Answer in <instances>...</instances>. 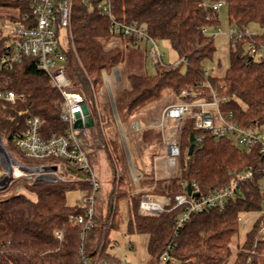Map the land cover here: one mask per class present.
I'll return each mask as SVG.
<instances>
[{"label": "trees", "instance_id": "1", "mask_svg": "<svg viewBox=\"0 0 264 264\" xmlns=\"http://www.w3.org/2000/svg\"><path fill=\"white\" fill-rule=\"evenodd\" d=\"M214 1L223 2L221 7L227 8V17L233 26L244 28L245 32L247 25L256 23L260 31L254 35L244 34L236 49L230 48L229 62L221 75L206 76L204 63L212 59L216 50L209 29L219 25L221 8L211 9L210 3ZM0 5L30 11L27 0H0ZM111 6L117 20L145 27L156 41L167 40L176 50L178 59L183 57L185 62L154 63L153 74L145 70L143 60L139 63L141 70L131 69L129 54H136L139 40L118 35L110 44L113 35L106 16L95 8L89 9L83 0H73L71 37L62 45L61 66L69 87L83 92L93 111L92 89L102 72L127 62V84L113 94L118 118L121 115L128 120L141 107L159 99L167 89L175 94L182 90L201 91L199 97L209 98V88L205 85L208 81L217 94L226 97L222 109L230 110L240 126L264 129V58H247L243 53V43L249 38L257 45H264V0H111ZM5 44L6 37L0 30V56ZM181 64L185 66L183 70ZM0 89H10L19 95L13 102L0 100V135L9 150L26 162L65 164L58 157H26L17 145V138L25 130L30 115L42 119L40 133L44 138L53 133L64 134L68 127L60 118L64 97L37 66L36 58L24 57L11 69H0ZM102 108L104 118L109 117V104L103 103ZM139 133L144 141L153 136L156 143H161L158 129L142 128ZM191 133L196 131L186 118L180 130L179 175L159 179L147 175L140 179V186L146 189L129 193V184L121 175L117 188L115 186V164L120 162L124 166L125 161L121 143L113 137H102L97 127L102 149L107 144L111 150L110 155L106 148L113 175L106 210L93 208L92 226L82 236L83 224L70 215H84L86 205L67 204L65 194L69 189L81 188L89 196L90 183L24 179L18 191L0 198V264H92L96 255L97 264H112V257L105 250L106 224L112 214L108 228L118 227L122 219L120 221L116 214L122 200L126 203L127 231L148 234L145 264H158L160 254L166 249L172 256L166 264H264V240L258 236L264 225V190L258 172L264 167V153L257 145L243 149L227 136L215 138L209 132H202L200 146H194L188 154ZM99 149L88 151L92 166V153ZM248 169L253 175L242 185L241 197L227 200L221 209L193 213L176 233L174 220L181 208L158 214L138 211L143 193L173 198L183 190L181 182L195 183L206 192L223 187L237 173ZM66 171L70 173L67 168ZM252 213L255 216L245 231L244 240L236 243L230 260L231 242L241 226L239 217ZM56 230L61 231V238L55 236Z\"/></svg>", "mask_w": 264, "mask_h": 264}, {"label": "built area", "instance_id": "2", "mask_svg": "<svg viewBox=\"0 0 264 264\" xmlns=\"http://www.w3.org/2000/svg\"><path fill=\"white\" fill-rule=\"evenodd\" d=\"M89 5V9H97L108 19L109 31L113 37L118 35L132 36L134 39L146 41L148 44L147 52L154 63L166 64L163 61V55L159 50L157 41L154 40L146 31L145 27L136 24L125 23L115 18L111 0H83ZM29 12H21L10 16V24L5 27L0 21L1 32L6 29V44L0 56V69H11L16 63H19L24 57H35L37 66L42 69L50 78L52 85L57 87L63 97L60 118L68 125L63 134L53 133L44 138L40 133L42 119L36 115H30L27 118L25 130L17 138V145L20 151L29 158L42 159L46 157H58L64 161V165L72 174L71 180L86 181L91 185L89 196L79 201V204L86 205V212L82 216L70 215L83 224V232L92 226V213L94 208V197L99 189L98 176L94 171L88 157V151H91L94 140L90 135V126L88 125L90 116L89 109L83 110V104L87 102L82 92V99L79 104L82 107L84 118L80 120L77 116L76 104H70L64 94L66 87L69 88V81L61 65L56 67V61L62 60V42L60 30H65L66 39L71 37V15L73 0H27ZM223 5L222 1L210 3V8L218 10ZM205 32V28L203 29ZM219 33L225 34L229 39L230 48L236 49L237 42L244 38V34L254 35L253 32L245 31L244 28L230 26L228 29H218ZM3 34V33H2ZM111 40L110 44H113ZM243 53L247 58H264V45L249 38L243 43ZM179 62H185V58H179L170 65H176ZM204 74H210V69L205 68ZM209 88V98L199 97L195 91L182 90L180 96L174 101L164 103L161 111L152 120V122L139 125L133 120L131 127L133 130L152 127L162 132L165 138L164 156L170 163H175L181 154V147L178 141V134L183 125V121L189 118L191 126L195 129L194 146L199 147L202 139V132H209L213 137H229L240 148H249L252 145L259 146V151L264 153V129L251 130L238 124L233 118L232 112L222 109L226 97L219 95L205 82ZM19 95L10 89H0V100L13 102ZM88 108V106H87ZM119 121L118 115H116ZM93 129V128H92ZM91 129V130H92ZM94 149V148H93ZM41 164H36L29 168L28 180H34L37 175H46L52 177L54 181L63 180L62 172L58 164L49 163L46 165H56V169L46 171L40 169ZM261 175L260 185L264 190V167L258 171ZM27 173V172H25ZM132 175L135 180L138 176L134 171ZM253 171L248 169L237 173L226 185L203 192L195 184L181 182L183 190L177 193L173 198L168 196H159L143 193L139 199L140 214H158L165 210L181 208L174 220V232L182 227L193 213L208 211L212 208L221 209L227 200H235L242 196V185L251 179ZM187 185L190 191L187 190ZM2 185L0 186V188ZM241 220L242 225H246L248 218ZM244 222V223H243ZM57 238H61L62 233L59 230L54 232ZM260 239L264 240V225L259 229ZM172 260L169 249L164 250L160 256L158 264H166ZM92 264H96L93 262Z\"/></svg>", "mask_w": 264, "mask_h": 264}, {"label": "rangeland", "instance_id": "3", "mask_svg": "<svg viewBox=\"0 0 264 264\" xmlns=\"http://www.w3.org/2000/svg\"><path fill=\"white\" fill-rule=\"evenodd\" d=\"M18 10L16 7L0 5V21L3 25L7 27L10 24V16L16 15ZM218 19L219 25L217 27L210 28V35L213 37L214 44L216 47L215 53L212 59L205 61L204 68L210 69L209 75H221L229 62V51L230 43L229 39L225 34L219 33L218 29H228L230 26H233L229 23L227 17V8L225 6L221 7L218 10ZM247 30L253 33L260 31V27L256 23H250L247 25ZM3 35H6V29L2 31ZM65 30H60V37L62 45H65L66 35ZM70 39V36H69ZM111 39H118L113 37ZM118 43V40H115ZM157 44L161 54L163 55V61L166 64H172L178 60V54L176 50L171 46V44L165 39L157 40ZM69 42L67 44L68 48ZM136 54L131 52L129 54L130 60H132V67L134 70H141L139 63L143 60V67L149 74L155 72V64L152 61L151 57L148 55L147 48L148 44L146 41L140 40L136 46ZM130 52V51H129ZM56 67L61 65L62 60L56 61ZM127 62H122L117 66H113L108 71H103L101 78L97 81L96 85L92 89L93 93V104L94 111L90 105L87 104L89 109V116L92 120V123L88 122L90 126V135L93 136L94 140L93 148L100 147L99 153H92V162L95 173L98 176L99 189L95 193L94 197V208L95 209H105L107 208V198L111 188V182L113 181V175L111 169L108 165V158L106 157V151L111 150L106 144L104 149H102L99 143V136L97 135V127L100 128L102 137H113L119 140L121 143L122 151L125 156L124 166L119 162L115 164V186L118 185V177L121 175L125 181L128 182L129 186L127 190H130L129 193H135L138 190L146 189L145 186H140V179L145 178L147 175L152 176L153 178H169L171 176L179 175V158L176 159L175 163H170L167 158L164 156L165 151V138L166 136L159 131L161 143L158 144L155 142L153 136L148 138L149 140L144 141L141 137L140 129L133 130L131 127V122L136 120L139 125L142 122L139 118H134L136 114L124 120L121 115H119V121L116 119L117 112L113 104V94L116 90L123 87L127 84L126 72H127ZM183 64L180 65V69H184ZM166 95L161 96L157 100H153L144 107H141L138 112L147 113L149 117H152L151 113L156 110L158 113L161 111L163 105L160 106L161 101L164 103L174 101L175 98L180 96L175 94L171 89L165 90ZM197 94L201 91H196ZM73 97L70 99L72 102L75 101V98H79L78 94H72ZM199 96V95H198ZM87 102V101H86ZM102 103V104H101ZM103 103H108L111 107V114L109 117H105L102 114V105ZM63 105V104H62ZM156 105H159L156 107ZM62 107V106H61ZM152 112L149 113V110L152 108ZM137 112V113H138ZM185 123V120L183 121ZM155 132V131H154ZM180 140V132L178 134V141ZM0 144L2 149H4L10 156V160L7 163L0 161V198L5 197L11 194L13 191H16V185H21L24 179H28L30 176L29 168L33 167L36 162H26L18 158L15 153H13L10 148L7 147L0 135ZM107 148V149H106ZM1 151V148H0ZM5 163V164H4ZM121 164V165H120ZM60 171L63 175V180L80 182L76 180H71L73 177L72 174L66 171V166L59 163ZM21 171V172H20ZM132 171L138 176V180H135ZM27 172V173H25ZM4 174V175H3ZM140 181V182H139ZM6 189L5 192L2 190ZM117 190V189H115ZM87 195V191L81 188H73L66 191V202L69 205H75L81 199H84ZM112 211V208L110 209ZM112 214H110L109 220L106 224L107 235V245L106 252L112 257V264H145L148 259L147 253V240L148 234L145 232L127 231L126 221H127V211L126 203L122 200L119 202V210L117 216H120V221L117 228H108L109 223L111 222ZM116 216V217H117ZM255 213L245 214L242 216V219L248 218V223L244 226L240 224V229L238 234L233 238L231 242V256L230 260L233 258L236 251V243H241L244 240V235L246 229L250 226L252 219L254 218ZM114 217V216H113ZM244 223V222H243ZM113 225V224H112ZM114 228V229H113ZM94 262L99 263L98 255H96Z\"/></svg>", "mask_w": 264, "mask_h": 264}, {"label": "bare ground", "instance_id": "4", "mask_svg": "<svg viewBox=\"0 0 264 264\" xmlns=\"http://www.w3.org/2000/svg\"><path fill=\"white\" fill-rule=\"evenodd\" d=\"M78 94L79 96V98H75L76 100L75 101H71L70 99L73 97V95L72 94ZM64 94H65V96H66V98L69 100V102H70V104L72 105V104H76V110H77V116H78V118L80 119V120H82V118H84L85 119V117H84V113H83V111H82V107L80 106V104H79V101H80V99H82V94H81V92L78 90V89H75V88H72V87H66L65 88V90H64ZM0 148H1V151H0V158H1V161L2 162H5V163H7V162H9V161H12V160H10V156L8 155V153L4 150V149H2V147L0 146ZM4 163V164H5ZM21 172V171H20ZM4 175V174H3ZM1 190V189H0ZM5 190L6 189H3L2 191L3 192H5Z\"/></svg>", "mask_w": 264, "mask_h": 264}, {"label": "water", "instance_id": "5", "mask_svg": "<svg viewBox=\"0 0 264 264\" xmlns=\"http://www.w3.org/2000/svg\"><path fill=\"white\" fill-rule=\"evenodd\" d=\"M83 110H84V112H87V110H88V108H87V106H86L85 103L83 104ZM89 123H92V120H91V119H89ZM189 140H190L191 143H190V146H189V148H188V154H190V153L192 152V150H193V140H194V136H193L192 133H191L190 136H189ZM0 146L2 147L1 144H0ZM0 161H1V158H0ZM39 167H40V169H42V170H44V171H46V170H48V169H53V170L56 169V165H46V164H41ZM35 179H38V180H45V181H54V179H53L52 177H48V176H46V175H37V176L35 177ZM187 190L190 191V187H189V185H187Z\"/></svg>", "mask_w": 264, "mask_h": 264}, {"label": "crops", "instance_id": "6", "mask_svg": "<svg viewBox=\"0 0 264 264\" xmlns=\"http://www.w3.org/2000/svg\"><path fill=\"white\" fill-rule=\"evenodd\" d=\"M165 95H166V92L163 91L162 94H161V96L163 97V99H164V96H165ZM163 104H164V102H163V100H162L161 103H160V106L163 105ZM157 106H159V105H156V107H157ZM153 108H155V107H152V108L149 110V113L152 112V110H154ZM157 114H158V112H157L156 110H154L153 113H151L152 117H149V116L147 115V113L145 114V113H143V112H138V113H136V115H135L134 118H139V120L142 122L141 125H145V124H148V123L152 122V120L157 116ZM131 123H132V122H131ZM131 123H130V124H131ZM98 153H99V151H98ZM20 188H21V185L18 184V185H16L15 190L18 191ZM13 192H14V191H13Z\"/></svg>", "mask_w": 264, "mask_h": 264}]
</instances>
